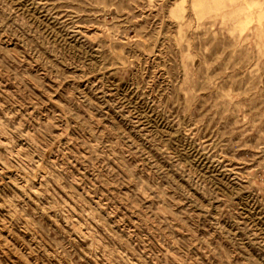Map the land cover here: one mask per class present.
Masks as SVG:
<instances>
[{
	"label": "rangeland",
	"instance_id": "1",
	"mask_svg": "<svg viewBox=\"0 0 264 264\" xmlns=\"http://www.w3.org/2000/svg\"><path fill=\"white\" fill-rule=\"evenodd\" d=\"M0 264H264V0H0Z\"/></svg>",
	"mask_w": 264,
	"mask_h": 264
}]
</instances>
